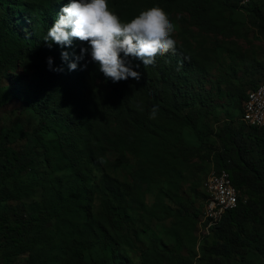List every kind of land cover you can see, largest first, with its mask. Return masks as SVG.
Here are the masks:
<instances>
[{
	"label": "trees",
	"instance_id": "obj_1",
	"mask_svg": "<svg viewBox=\"0 0 264 264\" xmlns=\"http://www.w3.org/2000/svg\"><path fill=\"white\" fill-rule=\"evenodd\" d=\"M58 1L33 0V4L22 7L25 10L34 6L38 19L36 26L41 33L31 39L19 33L13 21L14 14L20 12L18 8L23 6L22 0H0V9L5 11L0 17V115L2 105L13 98L12 89L2 83V75L10 64L31 56L42 58L38 86L40 95H44L33 105L42 117L33 131L15 125L0 132V204L34 196L35 189L27 181L21 182L20 177L34 173L39 157L36 149H42L51 171L59 173L34 176L43 190L42 201L31 203L24 215L16 213L11 219L7 213H0V247L8 264L23 253L28 255L27 264L115 263L123 247L134 249L131 220L121 212V190L114 184L107 191L116 203L105 199L104 211L99 215L93 213V166L106 160L107 152L118 154L122 162L124 152H131L142 163L131 173L135 192L143 194V185L149 187L164 178L169 191L162 195L173 201L172 190L179 186L173 189L174 178L180 174L178 167L183 165L188 150L193 149L185 142L183 131L196 128L202 116L201 110L193 108L198 103L196 94L182 83L189 76L207 74L208 56L194 51L191 43L185 41L177 45L176 53L158 56L150 65V76L142 72V61L129 57L131 67L141 73L139 81L129 77L114 83L105 78L95 62L69 70V62L79 52L81 42L74 40L70 47L62 48L55 43L49 47L44 41L48 28L60 14ZM141 1L142 5L134 0H109V6L124 21L138 15L144 5H159L168 14L174 10L185 12L199 31L225 38L236 32L220 25L214 9L218 6L223 12L241 10L247 13L248 23L264 36V0H249L248 5H243L242 0ZM64 51L69 53L68 61L61 58ZM49 57L53 60L52 69L62 67L63 71L50 70ZM57 73L63 75L56 88L64 103L60 109L49 112L47 102L54 87L44 84V80L46 75L51 78ZM247 92L239 93L243 103ZM153 106H158L159 111L155 119H150ZM70 109H80L78 116L63 118ZM60 118L65 130L54 139H43L42 130L52 129L51 122ZM243 124L238 130L224 127L216 135L221 150L213 157L215 170L231 174L239 192V205L227 212L212 231H220L222 237L231 236L238 244L251 245L264 258V128ZM21 141L24 144L20 148L13 147ZM140 196L137 204L141 211L162 218L155 211L157 206L146 208L144 195ZM202 198L204 207L207 196L203 185ZM199 214L202 217L203 208ZM247 223L253 224L251 231H244ZM238 228L243 231L238 232ZM94 247L103 253L101 261L84 258Z\"/></svg>",
	"mask_w": 264,
	"mask_h": 264
},
{
	"label": "rangeland",
	"instance_id": "obj_2",
	"mask_svg": "<svg viewBox=\"0 0 264 264\" xmlns=\"http://www.w3.org/2000/svg\"><path fill=\"white\" fill-rule=\"evenodd\" d=\"M134 1L142 5L141 0ZM248 1L242 0V4L248 5ZM58 2L61 11L69 0ZM22 3L23 6L18 8L20 12L14 14L13 21L19 33L34 39L41 33L36 26L38 19L34 6L22 10L26 4H33V0H22ZM110 8L112 9L111 6ZM148 8V5H144V10ZM4 12L0 9V17ZM214 13L221 26L236 32L231 38H225L222 35L216 37L199 31L185 12L174 10L168 14L176 27L173 38L177 45L189 41L194 51L207 54L208 67L205 76H189L182 83L185 89L196 94L198 103L193 108L195 111L201 110L202 116L198 119L196 128L189 127L183 131L185 142L193 149L188 150L184 155L183 165L178 167L180 174L174 178L175 187L172 185L173 189L179 185L176 191L172 190L174 200L170 201L162 195V192H166L167 189L169 191L164 178L149 187L143 185L141 189L143 194L140 193V195H144L145 207L150 208L156 205L155 211L160 213L162 218L156 219L144 213L137 204V201L142 198L135 192V182L131 178V173L142 163L131 152H124V162L119 160L118 154L107 152L106 160L93 166L92 185L96 187L93 213L99 215L104 211L105 199L116 203L107 189L112 184L119 187L123 202L121 212L130 217L135 241L134 249L123 247L118 252L119 259L110 264L121 262L126 264H264V258L251 245L238 244V241L231 236L222 237L220 231L217 234L215 231L208 233L206 224L201 223L202 217L199 214L205 207H203L202 185L208 175L216 171L213 157L221 150V144L216 135L224 127H234L238 130L244 125L241 121L243 98L239 93L242 91L246 94L247 91L264 82V36L248 23L247 13L244 11L223 12L217 6ZM85 47L89 46L81 43L80 50ZM80 50L76 56L80 54ZM42 61L40 57L31 56L10 64L4 71L2 83L12 89L13 98L1 107L0 132L3 128L15 125L31 132L42 120L41 115L33 107L44 96L40 95L38 86L39 64ZM92 62L89 50L84 59L77 62V68H84L85 65L89 67ZM141 70L151 75L150 66L147 68L142 66ZM62 76L58 73L51 78L46 75L44 80V84L54 87L47 102L49 112L60 109L64 103L60 90L56 88ZM202 99L204 100L201 101ZM79 112L80 109L66 110L63 118L77 117ZM63 118L53 120L52 129L45 127L42 130L43 139H54L65 130ZM23 144L24 141H21L13 147L18 149ZM35 153L39 157L35 163L34 173H23L24 175L20 177L21 182L27 181L28 185L35 189L34 196L19 202L9 201L0 204V213H7L11 219L16 213L24 215L31 203L42 201L43 190L33 179L34 176L59 175V173H53L47 166L42 149H36ZM177 181L181 183L176 184ZM252 228L253 224L247 223L244 231H251ZM242 231L238 228V232ZM244 236L245 233L242 239ZM144 251L148 253L146 256L142 254ZM5 256L0 247V264H8ZM84 258L87 261H101L103 253L99 247H94L85 253ZM27 259V253H23L14 257L12 264H27ZM122 259L125 260L122 261Z\"/></svg>",
	"mask_w": 264,
	"mask_h": 264
},
{
	"label": "clouds",
	"instance_id": "obj_3",
	"mask_svg": "<svg viewBox=\"0 0 264 264\" xmlns=\"http://www.w3.org/2000/svg\"><path fill=\"white\" fill-rule=\"evenodd\" d=\"M175 31V24L159 5L124 21L110 8L109 0H69L48 28L44 41L49 47L55 43L62 48L70 47L74 40L86 43L89 47L81 48L69 70H76L77 62L90 50L92 61L98 64L105 78L116 83L129 77L140 80L141 73L131 67L129 57L142 61L147 68L158 56L175 53ZM61 58L68 61L69 53L62 52ZM47 62L50 70L63 71L62 67L52 69L51 57ZM158 111V106H153L149 118L155 119Z\"/></svg>",
	"mask_w": 264,
	"mask_h": 264
},
{
	"label": "built area",
	"instance_id": "obj_4",
	"mask_svg": "<svg viewBox=\"0 0 264 264\" xmlns=\"http://www.w3.org/2000/svg\"><path fill=\"white\" fill-rule=\"evenodd\" d=\"M242 121L250 127L264 128V82L247 92L243 103ZM207 201L202 221L210 233L224 219L227 212L239 205V192L226 170L211 172L203 184Z\"/></svg>",
	"mask_w": 264,
	"mask_h": 264
}]
</instances>
